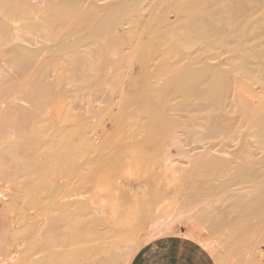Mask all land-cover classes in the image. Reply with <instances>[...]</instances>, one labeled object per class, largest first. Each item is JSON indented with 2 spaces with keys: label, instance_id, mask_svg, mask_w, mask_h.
Wrapping results in <instances>:
<instances>
[{
  "label": "bare ground",
  "instance_id": "bare-ground-1",
  "mask_svg": "<svg viewBox=\"0 0 264 264\" xmlns=\"http://www.w3.org/2000/svg\"><path fill=\"white\" fill-rule=\"evenodd\" d=\"M249 1L247 3H250ZM262 1L260 7L262 15L259 20H255L254 28H259L257 26L264 23V0ZM145 2L146 0H122L113 6H105L103 10L106 11V16L99 17L93 9H82L79 0L76 2L68 1L49 5L44 17L38 18L39 12L30 3V0H0V35L18 42L16 45L14 42V45L12 43L13 47L10 48V52L8 51L7 61L9 64L6 62L7 65L5 66L10 65V68H8L11 69V72L16 73L18 77L14 76L18 82H12L14 78L12 77L11 81L0 84V172L3 170L9 174L23 172L27 177L34 172L36 173L37 179L27 180L26 195L29 202L36 204L35 198L39 191L48 192L49 197L53 198L63 190L60 182H67L75 175L80 176V186L87 185L91 180L106 182L108 179L118 176L124 177L133 174H146L147 176L157 166V156L166 150V141L171 136L175 138L174 144L178 148V153L187 161L183 176L178 173L180 176L178 177L176 172H174V176L177 174L175 177L180 178L181 182H183L181 178L184 177L183 183L187 194L195 199L198 198V203L194 204L192 202L189 205L191 208L189 207L190 210L186 214H184V211L183 216L171 217L168 220L155 215L153 211L157 213L158 209H154L156 208L153 205L154 203H137L121 214V220L118 224L109 227L104 222L98 225L87 205H80L77 202L78 205L72 206V204V207L66 208L67 205L62 202L63 205L60 204L56 208L55 216L48 222L49 228L46 226L45 229L48 228V230L41 235L43 243L47 246V249L44 248V252L48 250L46 256L44 257L43 254L44 258L40 261L33 259L31 263H28L29 260L24 262L23 260L26 257L23 256L22 261L24 264H128V259L137 250L136 245L140 246V241L139 244L131 243L137 240L136 234L141 232L140 230L150 228L149 231L151 230V232L147 236L148 240L157 238L163 236L164 231L168 230L175 220L182 218L189 223L197 222L202 230L209 232L215 229L212 227L211 222L216 221V218L220 219L224 207H226V210L230 209L229 211H231L233 217L227 214L229 218L232 217L229 222L223 221L222 217L224 216L220 220L218 219L217 222L220 226L228 225L230 227L228 230V227L224 226L228 231L231 230L228 238L231 240L230 236L233 234L232 236H235L240 243L255 240L250 235L254 231L250 225H252L251 221L264 214V172L254 167L256 165L264 166V155L258 162L251 159V157L254 151L264 147V116L262 114L264 112L262 111L260 114L261 106L254 102V99H258V97L252 93L249 86L230 80L229 74L223 72L218 66H196L195 58H189L186 50L198 46V49L201 48L206 57H209V55L212 56L211 52L215 48L213 41L221 43L219 46L228 42H231L232 45V42H235L236 44L230 46L229 70L231 72H243L246 77H251V79L257 77V79L263 80L264 66L257 69L249 67L250 61L247 62V57H264V47L247 48L246 44L248 38L263 35L264 31L257 34V31L254 32L256 29L253 28L252 34L248 35L246 33V26H248L246 21L249 22L253 19L254 11L251 12L252 14L249 12L248 16L245 11L247 3L244 2V5L242 0H156V4H153L160 13L156 11L157 13L154 12L156 14H152L153 17L151 16L145 24L146 29L148 30L151 24H163L166 21L167 11L172 9L180 17V24L173 28V33L168 34L166 38H163L164 40L159 38V40L147 43L141 42L138 39V33L132 30L127 36H117L114 32L116 27L112 26L118 27L124 22L137 18ZM153 4L152 6H154ZM247 6H250V4ZM217 18H219V21ZM66 19H71L72 23L75 20L74 24L76 23V28H71L74 31L73 35L77 36L75 46L71 49L77 56L74 65L78 69L87 70L88 73L79 83V85L81 84L79 90L82 91V94L88 90L94 93L95 90L96 93L94 94L99 95L97 91L102 88L105 79L101 78L98 73H102V68L105 66H101L97 60L104 51L118 53L127 51V54H132L139 48L140 54L137 56V61L144 66H147L151 60L157 57L160 60L157 72L146 70L143 74L140 81L141 91L139 90L137 100H132V102H136L130 104V101H127L130 105L126 104L127 102L120 105L125 106V108L127 105L132 106L126 114L121 115L122 117L118 121V127H121V129H118L117 139L113 143L103 146L100 150V146L99 148L96 146L97 149L88 138H85L86 133L91 128V122L83 117L80 121L76 120L72 114L67 112L69 109L62 102L64 94H66L62 92V88L65 90V85L69 83L67 82L69 79L72 81L75 79L74 76L71 77L70 74L69 76L70 71L67 73L68 69L66 70L69 64H73H71V60H68L69 58L64 56L69 52V49L65 47L66 44L63 45L59 41L57 43L59 51L56 54H52L48 46L49 43L56 40V34L52 32V29L64 23ZM19 21L21 24L17 26ZM224 22L235 23L234 38L223 32L221 25ZM8 24L11 27L14 26L13 30L15 32ZM40 26H42L44 32L41 35L42 44L38 47L35 36L27 33L30 36L29 41L24 38L22 32L25 31L24 29L35 32ZM154 27L156 26L154 25ZM5 38L2 41H5ZM102 40L106 41L107 44L103 43ZM26 41L31 47L22 45ZM101 41L104 45L101 44ZM7 42L11 41L8 40ZM33 42L36 44L35 46H33ZM155 43L162 44L164 49L157 51L154 48ZM80 48H83L81 52ZM222 48L225 50V47L222 46ZM44 51L41 60L38 61L39 53ZM184 59L186 60L182 62ZM2 66L1 68H4ZM51 68H53V73L50 71ZM50 72L52 74L56 73L53 82H49L47 79ZM160 78L164 80L163 85L155 83V80L158 81ZM90 83L95 87L91 89ZM204 83H207V87L206 91L202 92L200 88L205 85ZM90 89L94 90L91 91ZM115 89L116 87L112 91ZM112 91L108 95L102 89V94L105 93L103 98L106 95L110 97ZM231 92H234V96L230 98ZM78 95L80 94L78 93ZM178 97L180 99L177 100ZM194 98L208 100L210 107L219 108L222 113L218 116L196 113L187 120L169 114L172 110H186L189 105L188 102ZM120 106L117 108H124ZM54 108H57L60 112L58 118L60 125L62 124L57 129H54L55 127L53 128L50 123H47L41 117L42 113H47ZM233 109L240 112L239 122L232 121L228 116V112ZM117 117L119 118L118 115ZM72 123L75 126L78 124V127L69 129L71 128L69 125H72ZM116 124L118 125V123ZM242 125L248 126V133L252 141L238 148L236 154L232 156L234 160L226 158L223 146L235 140L238 129ZM79 127L80 129H78ZM188 127L198 128L199 131L202 128V131L197 133L194 130L184 138L187 141H204L209 138L221 137L222 148L220 151L214 152L218 155H209L204 152L196 156H188L181 149L180 140L177 139L176 135L178 130ZM135 136H139L137 143L142 153L150 151L153 156L146 157L143 154L134 153L132 155L133 161H128L116 154L120 151L118 149H121V146L124 145L123 137L130 139ZM76 140H79L80 143L77 142L78 145L74 146L73 142ZM240 158H245L250 165L237 162ZM156 180L155 175L154 180L148 182L159 191ZM171 181L168 180V182ZM165 182L167 181L165 180ZM173 183L171 182L170 185L168 183L169 187H175L172 185ZM179 184L181 183L179 182ZM2 186L0 187L3 190ZM245 186L252 188V191L248 192L249 195L238 188ZM240 192H243L244 195ZM52 198L50 202L53 201ZM61 201L64 200L61 199ZM219 213L221 216L218 217L217 214ZM223 215H225V212ZM245 221L248 224H245ZM62 225H64L63 229L62 227L60 229ZM28 226H26V231H21L22 234L25 235L27 230L30 229L31 226ZM214 226H216V229L218 228V224H214ZM102 228H106L109 232L115 231L117 233L115 234L116 238L113 236L112 239H109L112 241H107L108 244L107 239H102L104 246L99 244L100 247H94L85 244L89 247L78 248L75 246L74 249V245L78 246L80 241L87 242L94 237H99L103 233ZM211 228L213 229L211 230ZM221 228L223 229V227ZM143 233L147 234L144 231ZM17 234H20V232ZM93 240L95 241V239ZM231 243L223 259H227V256L230 255L232 258V255H234L236 257V259L233 257L234 264H242L243 260L247 261L246 264L261 263L260 257L254 256L255 252H253L254 255L251 253L246 254L242 246L231 245ZM63 244L66 245L67 249H62ZM71 245H73V248H71ZM68 247L70 248L68 249ZM29 259L32 258L29 257ZM14 260L16 259L14 258ZM34 260L35 262H33ZM22 261H20V264H22Z\"/></svg>",
  "mask_w": 264,
  "mask_h": 264
},
{
  "label": "rangeland",
  "instance_id": "rangeland-1",
  "mask_svg": "<svg viewBox=\"0 0 264 264\" xmlns=\"http://www.w3.org/2000/svg\"><path fill=\"white\" fill-rule=\"evenodd\" d=\"M68 1L69 2H76L78 0H30V3L38 10L39 16L37 15V17L43 18L45 15V11L49 5L60 4V3L68 2ZM121 1L122 0H79V3H80V6L82 9H93L99 17H105L106 11L103 10L104 7L107 5L113 6L114 4L121 2ZM155 1L156 0H146L144 5L142 6L141 10L139 11L141 13H138V15H137L138 17L136 16L137 18L130 20L129 22H124L121 26H118V27L112 26L114 28L116 27V29H114V32L117 34V36H120V37L127 36V35H129V33L132 30V31L138 33V35H139L138 39L141 42L147 43V42H153V41L159 40V38L160 39L166 38L168 36V34L170 35V33H173L174 32L173 28H176L180 24V17L172 9L167 11L166 21L163 24H151L150 25L151 29L150 28L148 30L146 29L145 24L148 22V20H150V17L152 16V14L153 15L156 14L157 13L156 11L159 12V10H156V8H155V5H154V4H156ZM242 2L245 5V3L248 2V0H245V1L242 0ZM249 2L250 3H247L245 5L246 7H249V8L245 7V11L247 12L248 16L252 11H254V15L253 16L250 15L253 18L251 21H249V22L246 21V24L248 25V26H246V31H247L246 33L248 35H250L253 33V30L256 29V30H254V32L257 31V34H258L261 31H264V23L257 26L259 28H256V27L254 28V22H256L255 20H259L261 15H262L261 11H260V7H261L263 1L262 0H253L251 2V0H250ZM152 4L154 6H152ZM249 4H250V6H247ZM152 7H153V9H152ZM249 10H251V11H249ZM154 12H156V13H154ZM217 20L219 21V18H217ZM74 21L75 20H73V23H72L71 19H66L64 23H62L61 25L56 26L54 29H52V32L56 34V40L49 43V46H48L49 50L52 51L51 53L56 54L59 51L57 43H59V41H61L63 43V45L66 44L65 47L67 49H69V52H67V54L64 56L69 58L68 60L69 61L71 60V64H73V65H74V60L77 59L76 53L71 50L75 46L76 38H77V36L75 37L73 35L74 31H72V29L76 28L75 27L76 23L74 24ZM18 24H21V22L19 21L17 23V26H18ZM234 24L235 23H233V22H224L221 25L223 32L231 38L235 37V34H234L235 33V30H234L235 26H234ZM154 25L156 27H154ZM8 26L12 29L13 32H15V30H13L14 26L11 27L10 24H8ZM24 30L25 31L22 32V34L24 35V38L26 40L30 41V39H29L30 36H28L27 33H31L32 36H35L37 38L36 43L38 42L37 45H38V47H40V45L42 44L41 35L44 32L42 26H40L35 32L30 31L28 29H24ZM233 34H234V36H232ZM0 36H1L0 37V68L2 65H3L2 67L5 68V69L1 68L2 70L0 69V74H1L0 75L1 76L0 77V84L7 82V81H11L12 77H14L12 79V82L16 81V83H17L18 81L15 80L18 77L16 75V73L11 72V69H9L10 65L7 67H5V66L8 63L7 60H8L9 52L11 50L10 48L13 47L12 43L14 42L16 45V44H18V42L13 41L10 38L7 39V38L3 37L2 35H0ZM2 37H3V39H1ZM4 38L7 41L10 40L11 41V42H9L10 44L6 40L2 41V40H4ZM102 41H103V43L107 44L106 41H104V40H102ZM102 41H101V44H102ZM215 42H217V43H215ZM247 42H248L246 44L247 48H257V47L259 48L261 46L264 47V34L260 35V36H257V35L252 36V37L248 38ZM14 43H13V45H14ZM213 43L215 44V46H214L215 48H213L214 50H212V52H211L212 56L209 55V57H206L204 51L201 48L198 49V46H194V47H192V49L190 48V49L186 50L188 57L189 58L191 57L193 59L195 58V60L197 62V63H195L196 66H201V67H203L205 65L215 66V67L218 66V67H220V69L223 72H227L229 74L230 80L249 86L252 93L254 95L256 94L258 99L261 100L260 101L257 98L254 99V102H256V104L258 103V105L261 106L260 107L261 108L260 114L262 111L264 112V107H263L264 106V82H263L264 79L260 80V79H257V77L251 79V77L250 78L246 77L243 72H231L229 70V68H230L229 65H230V60H231V53H230L231 49L230 48L234 44H236L235 42H232V45H231V42H228L227 43L228 45L222 44V46L225 47L224 49L227 51L223 50L222 46H219V44L221 45V43H219L218 41H213ZM22 45L25 47H31V45H28L27 41L23 42ZM35 45L36 44L34 43L33 46H35ZM102 45H104V44H102ZM42 48H44V47H42ZM154 48L157 51H161L164 49V46L162 44L159 45V43H155ZM45 49H46V47H45ZM81 50H83V48H80V52H81ZM126 52L122 51V52L118 53V52H112V51H106V52L104 51L103 53L100 54V57L97 61L99 62V64L101 66H105V67L102 68L103 69L102 73L100 72L101 74L100 73H98V74L101 76V78L105 79L106 81L104 80V85L102 86V88L100 90L98 89V91H97L99 93L98 96H97V94H94V93H96V91L94 89H93L94 93L90 92L88 90L87 92L86 91L83 92L84 95L82 94V91L79 90V87H81V84L79 85V83H81L83 78H85V76L88 75L87 70L81 69V68L78 69V68H76L75 65L73 66L70 64H69L70 67L68 65L66 68V70L68 69L67 73L70 71V73H68V75L69 74L72 75L71 77L74 76L75 79L73 81L69 79L67 81L69 83L65 85V90L62 88V92L66 93V94H64L62 102L64 103V106L68 107V109L70 110V111L68 110L67 112H69V114H72V116L76 120L80 121L83 117L85 119H88L91 122V128L86 133L85 138H88L94 147L97 146L99 148V146H100L99 150L101 148H103V146H106L109 143H113V141H115L117 139V137L119 135L118 131L121 129V127H118L119 126L118 121H120L119 120L120 117H122L124 114H126L129 110V108L132 106V105L131 106H129V105L134 104L136 102V101L132 102V100L134 101V100H137V98H138V95L140 93L139 90L141 91L140 81H141L145 71L151 70L153 72L155 70L154 72H157L156 70H158V68L160 66L159 57L155 58L154 60H151L147 64V66H144L141 62H138L137 56H138V54H140L139 48L136 49L132 54H129V53L127 54ZM44 53H45V51L43 53L42 52L39 53L38 58H37L38 61H39V59L41 60V58H42L41 56H43ZM73 57H76V58H73ZM258 57L255 56V58H254V56H250V58H251L250 59L248 56L247 62L250 61V63L248 62L249 63L248 66L251 68L254 67L255 69H257L261 66H264V60H263L264 57H262V58L261 57L258 58ZM185 60L186 59H184L182 62H184ZM50 71L52 72L53 68H51ZM51 72L49 73V77L47 78L49 80V82L50 81L53 82L54 81L53 79L56 75V73L52 74L53 72L52 73ZM76 73H78V75L75 76ZM6 75L8 78L6 77ZM14 75H16V78ZM4 76H5V79H4ZM163 81H164L163 78H160V79H158V81L155 80V83L163 85ZM91 84L92 83H90L89 85L91 86V89H92L95 87V85L93 87L92 86L93 84L92 85ZM206 84L202 85V87L200 86L201 87L200 91L201 90H202V92L206 91V87H207ZM113 87L114 88L116 87V89H118V90L115 89L112 91V89H114ZM102 89L108 95L111 94V91H112V95H110V97L109 96L107 97V95H106V97L103 98L105 96V93L103 92V94H102ZM93 90H91V91H93ZM78 93L80 95H78ZM58 96H60V94H58ZM123 96H124V98H123ZM126 96H128V97H126ZM233 96H234V92H231L230 98ZM121 97H122V100H121ZM178 99H180V98L178 97L177 100ZM127 101H130V104ZM124 103L129 104V105H127L126 108H125V106H120V105H123ZM188 103H189V105H188V108L186 110H172L169 112V114L176 117V118H179L182 120H187L188 118H190L192 115H194L196 113L197 114L199 113L200 115H208L209 114L212 116H218L222 113V111L219 108L210 107L209 101L206 99H201V98L195 99L194 98V99H191ZM119 106L121 108L122 107H124V108L118 109L117 107H119ZM66 107H64V108L66 109ZM58 113L60 114V112L57 110V108H54L52 110H49L47 113H42L41 117L44 119V121H46L47 123H50L53 128L55 127L54 129H57L59 126L62 125V124L60 125V123H59ZM262 114L264 116V113H262ZM77 115H79V116L77 117ZM117 115L119 116V118L117 117ZM228 116L234 122L240 121V112L237 109L230 110L228 112ZM116 123H118V125ZM73 125H74V127H73ZM69 126H71V128H69V129H76V127H78V124H76V126H75V124L72 123V125L70 124ZM78 129H80V127ZM194 130L197 133H200L202 131V128H200V131L198 128H191V127L180 129L177 131L176 135H177V139L180 140L179 145L181 146V149H183L186 152V154L188 156H191V157L196 156L198 154H202L204 152H207V154H209V155H215V156L218 155V154H214V152H218L222 148L221 137L209 138V139H206L204 141H202V140H199V141L184 140V138L186 136H188ZM238 130L239 131H238V134H237L235 140L233 142H231L227 145L225 144L223 146L224 150H225L226 158H231L232 160H234V158H232V156L234 154H236V152L240 146L245 145V144H249L252 141V138L248 133V126L242 125ZM197 135H199V134H197ZM123 139H124L123 140L124 145L121 146V149H118L120 151L116 153L121 158H125L128 161H133L132 155L134 153L143 154V156H146V157L153 156V153L150 151H144L142 153V151L140 150V148L138 146L139 144L137 143V141L139 140V136H135V137L130 138V139L127 137H123ZM174 140H175L174 136H171L167 139L166 150L161 155L157 156L158 157L157 158L158 164H157V166H155L156 169L154 168L155 170L153 169L152 172L147 174V176H146V174L145 175L144 174H140V175L139 174H133V175L124 176V177L118 176V177H114L112 179H108L106 182H100L98 180H91L87 185L80 186V176L75 175L71 179H69L67 182H60L61 186L63 187V190L60 193L56 194V196H54L53 198L49 197L48 192L39 191L41 193L40 194H39V192L37 193V196L35 198L36 204H31L27 198V195H26V188L28 187L27 180L28 179L33 180V178L35 179L36 173L34 172L33 174L29 175L30 177L29 176L27 177L23 172L15 173V174L14 173L9 174V173L5 172L3 169H1V170H3L2 171L3 173L0 172V182H1L0 186L3 185L2 186L3 190L0 187L1 188V190H0V262H1V264H20L21 263L20 261H22L24 259V257H26L23 260L24 262L25 261L27 262L29 260L28 263H31L33 259H36V261H40L42 258H44L46 256V254H47L46 252L48 250H46V252H44V250H45L44 248H46L47 246L45 245V243H43L41 235L45 234V232L48 230V228H49L48 222L51 221L53 216H55V213L57 210L56 208H58V206L60 204H62V202L64 205L65 204L67 205L66 208H70L69 206H71L72 204H73L72 206L78 205V204L87 205L91 210L90 212H91V215H93L95 222L98 225H101L104 222V223H106V225L108 227L109 226H115L116 224H118L119 221L121 220V218H120L121 214L126 209H130L133 205H135L137 203H148V204L154 203L153 205H154V207H156L154 209L155 210L158 209L157 213H156V211H153V212H155V215L162 218V219H166V220L170 219L171 217H175V216L179 217V216H183L184 214H186L188 212V210H190L189 205H191L192 202H194V204L198 203L197 202L198 198L195 199L193 196H189L187 194L186 187L183 183L184 177L181 178L183 182H181L179 180L180 178L177 179L175 177V176H177L178 173H180L181 175L183 174V172L186 170V167H187V164H186L187 161L183 157H181V155L178 153V148H176V145L174 144L175 143ZM77 142L80 143L79 140H76L73 142V145L77 146L78 145ZM263 153H264V147L260 148L259 150L254 151L251 159L258 162V160H260L263 157V155H264ZM237 162L244 163L245 165H250L249 162L245 158H240L237 160ZM158 165H160V166H158ZM173 165L177 166V167H174ZM254 168L261 169L264 172V166L256 165ZM158 170H159V172H158ZM155 172H157L155 175H156V179H157L156 183L159 186L158 187L159 191H157V188L154 187L153 185H150V183L148 182L149 180H152V179L154 180V176H155L154 173ZM174 172L177 173V174H175V176H174ZM158 173H160V174H158ZM171 173H173V174L171 175ZM1 174H3L4 176ZM157 174L160 178V182H159V178H158ZM162 177H163V179H162ZM178 177H180L179 174H178ZM171 178H173V179H171ZM165 180L167 182H165ZM168 180H170V181L172 180L171 181L172 183L174 182L172 184L173 186H175V187H173L174 189L172 187H169L171 182H168ZM175 181H176V184H175ZM179 182L181 184L182 183L183 184L181 185V184H179ZM165 183L169 187L168 189L166 188L167 186ZM168 183H169V185H168ZM185 184H186V181H185ZM77 185H79V186H77ZM178 186H180V187H178ZM186 186H187V184H186ZM238 188L240 190L242 189V191H245L246 195H249V193L252 191V188L249 186H245L243 188L238 187ZM2 192L5 196L2 194ZM240 193L242 194L243 192H240ZM242 195H244V194H242ZM1 196H2V198H1ZM44 196H45V198H44ZM51 198L53 200L52 202H50ZM42 199H44V200H42ZM61 199L64 201H61ZM156 199H158V200H156ZM77 202H78V204H76ZM177 208H178V210H177ZM179 208H180V211H179ZM219 208L221 209V207H219ZM224 208L225 209H223V212L219 211L220 213L222 212L221 215L224 217H222L220 215V213L217 215H218V217L221 216L223 218V221L225 220L226 222H229L230 218L233 217V214H231V211H229L230 209L226 210V207H224ZM183 209H185V210H183ZM176 212H177V215L175 214ZM183 212H184V214H183ZM224 212H225V215H223ZM173 214H174V216H172ZM227 214L231 215L232 217L230 216V218H229V216ZM221 217H220V219H221ZM181 219L175 220L174 224L168 230L164 231L163 236H160L157 238H161V237L162 238H169L172 236H178L180 238L193 240V241H190L191 244L196 246L197 250H200L202 252H204V251L201 250V248L206 250L212 256V258L214 257L213 260H214V263H216V264H228V263L234 264L233 259L234 258L236 259V257L234 255H232V258L230 255V256H227L228 257L227 259L226 258L223 259L225 257V255L227 254V250L230 247V243L233 241V243H231V245L235 244V245L242 246V248L244 249L243 251L246 254L251 253L254 255L253 252H255L254 256L260 257V260H261L260 264H264V214L259 216L256 219H254L253 221H251L252 225H250V227H251V229H254V231L251 232L250 235L255 240L248 241V243H246V242L240 243L239 240H236L235 236L234 237L232 236L233 234L230 236L231 237V240H230V238H228V236L230 235L229 232H231V230L228 231L230 227H228V225L220 226L219 222H217L219 218L218 219L216 218V221L213 220V222H211L213 228L216 229V226H214V224H218L217 227L219 229L217 228L215 230V229L211 228V230L212 229L213 230L209 231V232L202 230L200 225L197 222L189 223L188 221H186V219L185 220L184 219L181 220ZM226 222H225V224H227ZM246 223L248 224V222L245 221V224ZM202 224H204V223H202ZM249 224H250V222H249ZM28 225L31 227H29ZM174 225L175 226L177 225V226L175 227ZM26 226H28L30 229H28L26 233L24 232L25 233V235H24L21 233V231L22 230L24 231L26 229ZM46 226L48 227L47 230H45ZM63 226L64 225L60 226V229H61V227L63 229ZM224 226L226 228L228 227L227 228L228 230L226 228H224ZM14 227H16V228L14 229ZM221 227H223V229ZM149 229L140 230L141 232L136 234L137 240H135V241H137V242H135V241L131 242V243H138L140 241L139 242L140 246L136 245L137 250H135L134 254H132L133 256L131 255L132 257L129 258L130 260L128 259V264L130 263L129 261L132 260L134 255L137 253V251L143 245H145L149 242H153L154 240L157 239V238H152V239L148 240L147 236L151 232V230L149 231ZM190 229H191V231H190ZM217 230H219V231H217ZM18 231L20 232V234H17V233H19ZM102 231H103V233H102L103 235L101 234L99 237L93 238V239H95V241L93 239H92L93 241L90 239V240H88L90 242L80 241L78 246L73 244L74 249L76 247H78V248H85V247H89V246L98 247L99 244H100V246H101V244H103L102 246H104V241L102 239L105 238V239H107L106 242L107 241L110 242L112 240H109V239H112L113 236L116 238L115 234H117V233L115 231L109 232L106 228H102ZM143 231L147 234H144ZM11 232H12V234H11ZM112 232L113 233L115 232L114 235ZM106 233H108V234H106ZM142 234H143V236H142ZM111 235H112V237H111ZM137 235L141 239L138 238ZM141 236L145 239L143 240V238ZM16 237H19V238H16ZM12 238H14V239L12 240ZM15 239H17L18 241ZM10 240L13 242H11ZM145 240H146V242H145ZM101 241H102V243H101ZM194 241L196 243H198L201 246V248L198 245H196V243ZM228 242H229V244H228ZM12 243H14V244H12ZM95 243H96V245H95ZM85 244L86 245L89 244V246H85ZM107 244H108V242H107ZM73 245H71V248H73ZM62 246H63V248H62L63 250L67 249L66 245L63 244ZM62 246H60V247H62ZM105 246H106V244H105ZM7 247H9V248H7ZM60 247H59V249H60ZM69 248L70 247H68V249ZM7 250H9V252H7ZM207 252H204V254L206 256L208 254ZM43 254H44V257H43ZM10 255H11V257H10ZM8 256H9V258H8ZM191 256H192V254H191ZM29 257L32 259H29ZM38 257H40V258H38ZM10 258H12V259H10ZM14 258L16 260H14ZM145 259H147V262H143L142 264H148V262L151 264H154V261H155L154 258H152L150 256L149 257L145 256ZM201 259H202V257H197L196 260L200 261ZM229 259L232 261H230ZM2 260H3V262H2ZM23 261H22V264H24ZM33 262H35V260ZM203 262H204V260H203ZM235 262H236V260H235ZM241 263L246 264L247 261L243 260Z\"/></svg>",
  "mask_w": 264,
  "mask_h": 264
},
{
  "label": "crops",
  "instance_id": "crops-1",
  "mask_svg": "<svg viewBox=\"0 0 264 264\" xmlns=\"http://www.w3.org/2000/svg\"><path fill=\"white\" fill-rule=\"evenodd\" d=\"M190 241L193 240L178 236L157 238L153 242L143 245L129 264H142L143 262H147L145 256L154 258V264H215L212 256L206 250L194 241L201 250L208 253V257L204 252L197 250V247L191 244ZM197 257H202V259L197 261ZM148 264L151 263L148 262Z\"/></svg>",
  "mask_w": 264,
  "mask_h": 264
}]
</instances>
